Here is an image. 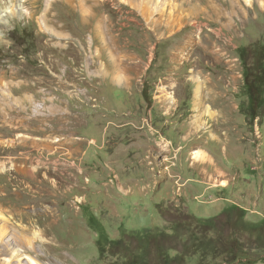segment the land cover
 Segmentation results:
<instances>
[{"label": "rangeland", "instance_id": "rangeland-1", "mask_svg": "<svg viewBox=\"0 0 264 264\" xmlns=\"http://www.w3.org/2000/svg\"><path fill=\"white\" fill-rule=\"evenodd\" d=\"M2 11L0 264H264V111L243 115L238 55L264 45V0Z\"/></svg>", "mask_w": 264, "mask_h": 264}, {"label": "trees", "instance_id": "trees-1", "mask_svg": "<svg viewBox=\"0 0 264 264\" xmlns=\"http://www.w3.org/2000/svg\"><path fill=\"white\" fill-rule=\"evenodd\" d=\"M238 55L243 68V88L247 95L242 112L252 125L264 111V45L256 51L251 45L240 47Z\"/></svg>", "mask_w": 264, "mask_h": 264}, {"label": "crops", "instance_id": "crops-1", "mask_svg": "<svg viewBox=\"0 0 264 264\" xmlns=\"http://www.w3.org/2000/svg\"><path fill=\"white\" fill-rule=\"evenodd\" d=\"M202 89V86L200 87V90ZM203 93V92H202ZM193 94H200L199 96H200V98L199 97H194L193 99H192V102L190 103L191 105H190V107H191V109H194V111H197V112H199V110L201 109V107H199L198 106V104H201V105H203V102H204V100L205 101H207V99L206 98H208L207 96H206V93H204V95H205V97L203 96L202 97V94H201V91H198V92H194L193 91ZM205 108V107H204ZM203 108V109H204ZM200 114H202L201 112H200ZM198 122H196V124H197ZM132 144H133V149H136L135 147L136 146H138L139 148L138 149H142V148H140V145H138L139 144V142H137V141H134V142H132ZM142 144V143H141ZM161 144H163V143H161ZM161 145H159V147H160ZM130 148V147H129ZM222 183V182H221ZM221 187H224V186H222L221 185Z\"/></svg>", "mask_w": 264, "mask_h": 264}, {"label": "bare ground", "instance_id": "bare-ground-1", "mask_svg": "<svg viewBox=\"0 0 264 264\" xmlns=\"http://www.w3.org/2000/svg\"><path fill=\"white\" fill-rule=\"evenodd\" d=\"M3 14H4V11H2V12H0V20H1V18L3 17ZM11 259V255L9 256V258H8V260H10ZM27 260H28V262L30 263V264H38L34 259H32V258H27Z\"/></svg>", "mask_w": 264, "mask_h": 264}]
</instances>
